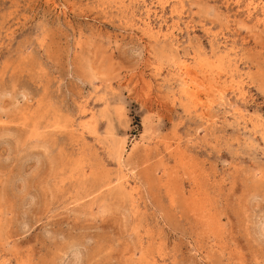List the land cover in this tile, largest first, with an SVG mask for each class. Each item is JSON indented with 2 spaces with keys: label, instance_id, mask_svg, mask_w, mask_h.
I'll return each instance as SVG.
<instances>
[{
  "label": "rangeland",
  "instance_id": "rangeland-1",
  "mask_svg": "<svg viewBox=\"0 0 264 264\" xmlns=\"http://www.w3.org/2000/svg\"><path fill=\"white\" fill-rule=\"evenodd\" d=\"M0 264H264V0H0Z\"/></svg>",
  "mask_w": 264,
  "mask_h": 264
},
{
  "label": "bare ground",
  "instance_id": "bare-ground-1",
  "mask_svg": "<svg viewBox=\"0 0 264 264\" xmlns=\"http://www.w3.org/2000/svg\"><path fill=\"white\" fill-rule=\"evenodd\" d=\"M239 84V83H238Z\"/></svg>",
  "mask_w": 264,
  "mask_h": 264
}]
</instances>
